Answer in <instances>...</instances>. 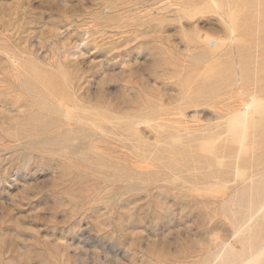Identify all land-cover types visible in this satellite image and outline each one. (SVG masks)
<instances>
[{
  "label": "rangeland",
  "instance_id": "obj_1",
  "mask_svg": "<svg viewBox=\"0 0 264 264\" xmlns=\"http://www.w3.org/2000/svg\"><path fill=\"white\" fill-rule=\"evenodd\" d=\"M203 2L0 0V264H264V33ZM111 105L136 116L108 145L78 120Z\"/></svg>",
  "mask_w": 264,
  "mask_h": 264
},
{
  "label": "bare ground",
  "instance_id": "obj_2",
  "mask_svg": "<svg viewBox=\"0 0 264 264\" xmlns=\"http://www.w3.org/2000/svg\"><path fill=\"white\" fill-rule=\"evenodd\" d=\"M198 1H200V0H197V2ZM203 1L205 2V0H202V2ZM208 1H209V3L212 2V5H213V3L215 4V6H216L215 8L217 9V10H215V12L221 14L222 17L224 16L225 19L228 18L227 20H229L228 22H230L232 24L231 27L233 26L234 30H235V28L239 29V27L241 26V22L244 18V13L246 12L245 10H248V11L256 10L259 13V17L257 19L258 28L264 33V0H208ZM208 1L206 0V4ZM191 5H192V2L189 3V5H187V6L191 7ZM203 6L204 5H202V7ZM205 6L203 7V9L206 8ZM208 6H210V4ZM212 7H214V6H212ZM198 13H200V12H198ZM195 14L193 11H188L186 13L187 17L188 16L193 17L191 19H194V16L196 17ZM221 19H223V18H221ZM247 31H249V30H247ZM193 42H195V43L205 42L208 45V50H206L203 53V55L199 56L200 59H202V58L205 59L209 56H213V54L216 51L220 50V48L222 46H224L223 45L224 41H222V39L212 37L209 34H205V35H201V36L197 35V37L193 40ZM212 43H213V45H212ZM12 60H13L12 62L9 60L11 62L10 64L13 63V68L16 71L17 76L21 77L22 76L21 68L24 69V67L19 65V63L17 64L18 59L16 57H12ZM49 62H51V61H49ZM48 66L50 68H55V67L62 68L61 64L56 65V63H54V62L49 63ZM32 69H33L32 70L33 74L38 76L37 69L35 67H33ZM42 85L47 89L48 96L57 95L56 97L58 98L57 99L58 100V113L61 116H69V115L73 114L77 109H79L80 107H82L84 105V102H83L84 100H83L81 94L79 93L80 88H77L74 83H70V88H71L70 91H58V89L56 88V85H54V84L49 85V84H44V82H43ZM262 106H263L262 100L258 99L256 96H251L249 98L248 102L242 103V107L239 110H237L230 117V119H232V120L238 119V120H241L243 122H248L251 118H253L255 116V113ZM119 111H121L120 107L112 106V105L107 107V108H95L89 112H86L84 115V118L83 117L79 118L78 123L84 124L87 122L88 124L89 123L94 124V122L98 119H101V121L104 120L107 122H111L112 124H114L112 127V130L106 132V134L104 135L103 138L108 141V145L114 144L113 142H118L120 137H124L125 132L128 131L130 129V127H132V125L134 124V122L124 124L122 121L125 118L133 119L134 116H136L134 114L125 116L123 118L110 116V115H114L115 113H117ZM114 120H119L120 122H114ZM74 131H75L74 128L68 127L66 129H64V131L61 134H59V136L71 135L74 133ZM135 149H137V148H135ZM139 154L140 153H138V151L133 152V155L135 157L140 156ZM254 262H256V258L253 260H249L248 262H246L244 264H253Z\"/></svg>",
  "mask_w": 264,
  "mask_h": 264
}]
</instances>
